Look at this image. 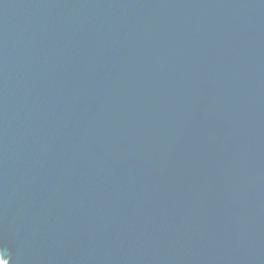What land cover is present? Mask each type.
<instances>
[{"label":"water","instance_id":"1","mask_svg":"<svg viewBox=\"0 0 264 264\" xmlns=\"http://www.w3.org/2000/svg\"><path fill=\"white\" fill-rule=\"evenodd\" d=\"M5 264H264V0H0Z\"/></svg>","mask_w":264,"mask_h":264},{"label":"snow or ice","instance_id":"2","mask_svg":"<svg viewBox=\"0 0 264 264\" xmlns=\"http://www.w3.org/2000/svg\"><path fill=\"white\" fill-rule=\"evenodd\" d=\"M0 256H4V252L2 248H0Z\"/></svg>","mask_w":264,"mask_h":264},{"label":"rangeland","instance_id":"3","mask_svg":"<svg viewBox=\"0 0 264 264\" xmlns=\"http://www.w3.org/2000/svg\"><path fill=\"white\" fill-rule=\"evenodd\" d=\"M0 264H5V263L1 262V259H0Z\"/></svg>","mask_w":264,"mask_h":264}]
</instances>
